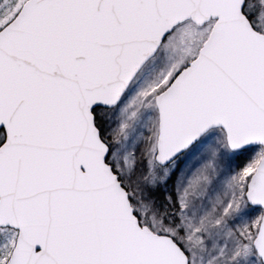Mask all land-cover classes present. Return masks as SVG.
Wrapping results in <instances>:
<instances>
[{
    "label": "snow or ice",
    "instance_id": "1",
    "mask_svg": "<svg viewBox=\"0 0 264 264\" xmlns=\"http://www.w3.org/2000/svg\"><path fill=\"white\" fill-rule=\"evenodd\" d=\"M0 264H264V0H0Z\"/></svg>",
    "mask_w": 264,
    "mask_h": 264
}]
</instances>
